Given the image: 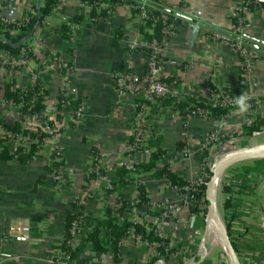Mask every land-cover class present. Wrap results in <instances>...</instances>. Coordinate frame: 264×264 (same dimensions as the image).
Segmentation results:
<instances>
[{
	"label": "crops",
	"instance_id": "0c3cea01",
	"mask_svg": "<svg viewBox=\"0 0 264 264\" xmlns=\"http://www.w3.org/2000/svg\"><path fill=\"white\" fill-rule=\"evenodd\" d=\"M4 1L12 3L7 6ZM37 2L0 0V15L8 19L25 17ZM159 2L176 13L172 16L174 31L162 50L163 76L176 79V89L189 94L205 96L209 83L225 87L235 101L241 96L254 99V113L264 117V7L258 5L248 13L247 44L256 83L252 88L249 82L242 84L240 58L225 41L233 33L232 12L239 0ZM90 10L82 0L60 1L32 33L31 56L25 63L9 60L0 64V115L7 124L20 122L22 116L17 106L3 100L4 84L20 89L39 84L46 92L41 115L56 117L60 94L78 100L83 112L79 119L62 115L56 137L47 138L27 162L15 156L11 140L5 142L11 156L0 158V264H51L56 258L64 259L60 245L65 219L67 213L76 211V200L84 208L78 234L83 235L102 217L104 204H113L118 194L136 201L137 182L144 185L149 204L132 218L156 226L171 246L178 247L177 252L161 255L153 264H231L223 246L215 247L218 241L209 238L207 216L191 213L180 201V189L168 186L164 178L143 173L130 184L106 192L118 166L129 167L149 158V153L129 152L128 147L135 103L147 93L140 46L142 22L125 5L96 18L90 16ZM74 16L81 19L71 21ZM64 24H74L72 38L62 37ZM124 70L141 76L136 92L120 93L116 89L114 78ZM245 120L246 112H239L238 107L229 109L222 118L183 119L178 110L158 100L150 102L146 112L150 137L160 138L170 169L187 180L206 179L207 169L210 171L231 148L264 133L244 136ZM28 124L25 116L24 125ZM212 132L216 139H210ZM54 145L63 147L59 165H53ZM93 149L102 159V172L86 180L93 170ZM252 159L226 167L230 170L223 184L230 191H222L221 205L216 195V203L218 212L221 207L219 215L225 228L227 225V234L238 248L240 263L264 264L263 184L254 177L240 178L239 171L247 169ZM164 162L159 161L157 166L162 167ZM58 171H62L59 181ZM165 199L177 206V212L169 217L154 214L160 212ZM154 251V246L128 236L121 242L118 259L113 250L92 252L86 248L73 264H146Z\"/></svg>",
	"mask_w": 264,
	"mask_h": 264
},
{
	"label": "trees",
	"instance_id": "16d2710c",
	"mask_svg": "<svg viewBox=\"0 0 264 264\" xmlns=\"http://www.w3.org/2000/svg\"><path fill=\"white\" fill-rule=\"evenodd\" d=\"M62 0H38L36 4L31 7V11L25 16L23 20L25 33L12 38L7 29L14 26L16 22L5 23L0 20V52L6 53L8 56H19L21 49L29 48V41L32 37V32L34 25L38 21L40 26L43 20L51 13L52 8L55 4ZM85 0H82V2ZM92 4L90 10V16L96 18L100 15L106 14V10L100 8V4L103 2H110L113 5H121L125 0H87ZM141 0H128L129 3L137 5ZM148 10L147 17L143 19L140 27V32L142 35V40L147 42L160 43L162 38L166 35L164 31V26L175 22L172 20V16L176 14L174 10L168 9L160 4L159 0H147ZM260 5L255 3L251 5V9ZM134 14L137 15L139 12L138 8L131 9ZM81 16H74L71 21H79ZM35 30V29H34ZM33 30V32H34ZM32 32V33H33ZM61 34L63 38H69L70 24H64L61 27ZM233 37V33L229 34V39ZM17 46H14L16 45ZM149 49H143L144 57L149 54ZM26 55L31 56L30 49L26 50ZM163 81H165L170 88H177V80L172 77L163 76ZM208 89L214 92V94L208 97L202 96L197 93H184L177 90L175 93H169L165 97H155L156 100L160 101L163 105H171L183 119L189 117L190 113L194 111L195 113L199 110L207 112L206 118H222L224 117L229 109L237 108L236 103H228L226 101V96H232L229 90L225 87L215 86L211 83L208 84ZM2 97L5 102L15 105L19 108L22 120L20 122H14L13 124H7L3 121L0 115V127L3 129L4 133L0 134V158L8 159L11 153L8 151V147L5 144L7 142V132L12 133H29L31 136H35L39 132V142H30L28 145V151H24L22 146L15 147V156L21 162L29 161L34 154L41 148L43 140L50 136V133L37 130L36 132H31L24 125L25 116L40 114L43 108V102L45 98V90L39 85H29L23 89L11 88L10 85L4 84L2 88ZM136 109H138L139 104L145 103L149 105V101L138 100ZM246 103L248 105L246 112V118L252 119L249 124H243L244 136H249L253 132L264 130V117L255 114V100L247 99ZM58 107H63L66 111L72 110L76 111L80 107L78 100L73 98L71 95L65 97L60 94L58 96ZM197 117L200 114H196ZM57 120L62 119V115H56ZM51 123V120H48ZM133 140L131 135L130 141ZM160 138L149 137L147 139V146L149 147V158L146 162H140L133 164L132 166L121 165L115 170L112 176L109 186L106 192L114 191L116 188H122L135 180V176L150 173L152 176L164 178L168 186H176L182 188L184 185L191 184L192 180H187L179 177L175 174L169 167L166 160V151L160 146ZM133 150L129 151L132 152ZM94 157L100 156L95 149H93ZM54 156V155H53ZM164 160L162 167H158L157 163ZM53 165H59L57 161L53 162ZM102 169H96V160L93 161V170L86 176V180L90 178H95L99 176ZM208 177L205 179L204 183L196 185V190L194 191L195 200L189 203V209L191 213H201L203 217L207 216V206L208 202L205 198V193L207 189V183L210 177V171L207 169ZM193 184V183H192ZM194 186V185H193ZM137 188V199L136 201H131L124 198L121 194H118L114 203L110 204L106 202L104 204V210L102 217L94 224V226L86 231L83 235H79L75 241L74 245L68 243L72 237L71 227L74 221H78V225L83 222V204L78 200L75 202L76 211L67 213L65 219V236L64 241L60 245V249L66 256V264H73L74 260L84 251V249L89 248L92 252H107L113 250L116 258L120 253L121 242L128 236L140 237L141 240L148 242L149 244H154V253L146 264H153L157 258L161 255L168 253H173L178 251V247H173L170 245V240L167 237H163L159 234L156 226L146 222L145 220L139 222L136 219H130L131 213H138V210L149 204V199L147 196L146 189L143 184L136 183ZM222 191H230L226 184H223ZM228 201H225L224 206L227 207ZM136 213V214H137ZM154 214L161 216L160 212H155ZM139 215V214H138ZM79 225V226H80ZM227 228V225H226ZM79 229V234H80ZM232 242V245L236 252L238 248L236 244ZM52 264V263H51Z\"/></svg>",
	"mask_w": 264,
	"mask_h": 264
},
{
	"label": "built area",
	"instance_id": "2783aa9c",
	"mask_svg": "<svg viewBox=\"0 0 264 264\" xmlns=\"http://www.w3.org/2000/svg\"><path fill=\"white\" fill-rule=\"evenodd\" d=\"M4 3L7 4V6H10V1H4ZM257 3L256 0H239V4L235 7L234 11L232 12L233 17V37L225 39L227 41L233 51L236 53V55L240 58V73L242 76V84L244 85L246 82L250 83V86L252 88L255 87L256 83L252 78L251 72H252V66H253V57L252 53L250 51V48L247 44V32L249 28V21H248V13L251 10V5ZM83 4L92 6L90 2L87 0L83 1ZM121 5H125L128 8H138L139 12L137 15L139 16L141 22H143V19L147 17V10L149 8L147 0H141L137 5L129 3L128 0H125V2ZM118 5H113L110 2H103L100 4V8H103L106 10V14H110L114 7ZM31 11V9L29 10ZM26 17L18 18V19H8L6 17H3V15H0V20H2L5 23H12L16 22L14 26L11 28H8L7 31L9 35L12 38H15L19 35H22L25 33L24 31V25L23 20H25ZM164 31L166 32V35L162 38L160 43L156 42H147L144 40H141L140 46L143 49H149L150 52L147 57H144V79L146 83V89L147 93L145 95V98L143 100L145 101H157L155 97H165L169 93H175L177 92L176 88H170V86L162 80L163 78V64L164 59L162 56V50L167 42L168 37L173 33L174 31V24L169 23L164 26ZM74 35V24H70V32H69V38H72ZM132 47V45H131ZM30 47L27 49L22 48L19 56H8L6 53L0 52V64H4L7 61L11 60L14 63L17 64H24L27 55L26 50H29ZM141 76L137 73L130 71V70H124L120 73H118L114 78V84L116 86V89L120 92H129L133 93L136 92L138 88V84L140 82ZM214 94L213 91L210 89H207V93L205 97L212 96ZM226 101L228 103H236L235 99L232 96H226ZM10 104V103H9ZM138 102L135 103L134 106V112H133V118H132V137L133 140L129 141V151L133 150L135 151H141L145 153H149V147L147 146V139L150 137L149 131L146 128V112L147 107L145 103L139 104L138 109H136V105ZM82 108L78 107L76 111H70L69 109L66 111L63 107H58V114L63 115L64 117H76L77 119L81 118L82 116ZM196 114H200L199 116H202L200 118H206L207 112L199 110L198 112L192 111L189 115L197 117ZM27 117L30 120V124L26 125V128H28L31 132H36L38 129L50 133L51 135L46 137L43 140L44 141L49 137H56L62 123L61 121L57 120L56 117H51L49 114L41 115V114H33V115H27ZM48 120H51L52 122L49 123ZM252 121L250 118H246L245 124H249ZM4 133L3 129L0 127V134ZM39 132L35 136H31L29 133H12L7 132V137L11 142L14 143L15 147L22 146L24 151H28V145L30 142H39ZM217 136L214 132L210 134V139H216ZM41 144V146L43 145ZM62 152L63 147L60 145H54L53 149V161L59 162L62 158ZM96 160V169L100 168V165L102 163V159L100 156L94 157ZM66 171V170H65ZM61 172L58 171L56 173V179L61 180ZM191 184L184 185L182 188H179L181 191V202L185 205H189V203L193 202L195 200L194 191L196 190V185L200 183H204L205 178H196L191 179ZM193 183V184H192ZM194 185V186H193ZM177 212V206L174 205L172 201L169 199H165L162 202L160 213L163 216L169 217L171 215H174ZM133 213L130 214V219H134ZM80 225V224H79ZM78 225V221H74L71 227V233L72 237L68 241L69 244L74 245L77 237L79 236L78 232L80 229V226ZM136 239L144 245L148 246H154V244H149L148 242L141 240L140 237H136ZM156 253V251H154ZM52 264H66V256L64 254V259H54L52 260Z\"/></svg>",
	"mask_w": 264,
	"mask_h": 264
},
{
	"label": "water",
	"instance_id": "95a60500",
	"mask_svg": "<svg viewBox=\"0 0 264 264\" xmlns=\"http://www.w3.org/2000/svg\"><path fill=\"white\" fill-rule=\"evenodd\" d=\"M256 2L259 3L262 7H264V0H256ZM37 25H38V21L34 25L33 30L37 27ZM32 32H30L28 36H30ZM14 46H17V44ZM262 156H264V147L249 149V150H236L234 152L225 153L222 158H220L217 162H214V164L210 167L211 175L207 183V189L205 193V198L208 202L207 217L211 218L218 232V235L222 241V246L225 252H227L226 254L229 257L231 264H241V263L239 261L238 255L232 245V242L227 234L226 228L218 212L217 203H216V190L220 180L219 176L228 165L234 162L243 159L257 158Z\"/></svg>",
	"mask_w": 264,
	"mask_h": 264
},
{
	"label": "rangeland",
	"instance_id": "374dc122",
	"mask_svg": "<svg viewBox=\"0 0 264 264\" xmlns=\"http://www.w3.org/2000/svg\"><path fill=\"white\" fill-rule=\"evenodd\" d=\"M261 147H264V133H262L260 135H257V137H255L254 139L249 140V142H246L245 144H243L241 146H237L236 148H231V150L229 152H234L236 150L256 149V148H261ZM218 160H216V162ZM246 168L247 169H240L239 170L241 172V177L240 178L244 177V178H248L249 179V178H253L254 177V179L257 180L256 182L263 184V189H264V156L252 159V161H250V164L248 166H246ZM228 170H230V167L225 168L223 170V172H222V174L220 176L221 180H219L218 187H217V190H216V195H217L218 202H219L220 205L222 203V198H223L222 185H223V183L226 182V177L229 174ZM207 177L208 176H206V178ZM207 211H208V209H207ZM219 214L222 216L221 207H220V210H219ZM207 222H208V220L205 222L206 230L208 228L207 227L208 226ZM223 224H224V222H223ZM208 230L206 232H208ZM206 240L209 241L210 239L207 237ZM215 247L222 248L221 245L218 242L216 243ZM225 256L228 257L227 254ZM228 260H229V257H228Z\"/></svg>",
	"mask_w": 264,
	"mask_h": 264
},
{
	"label": "bare ground",
	"instance_id": "6f19581e",
	"mask_svg": "<svg viewBox=\"0 0 264 264\" xmlns=\"http://www.w3.org/2000/svg\"><path fill=\"white\" fill-rule=\"evenodd\" d=\"M222 174V173H221ZM221 174H220V176H221ZM220 176H219V178H220ZM221 180V179H220ZM208 219V235H209V238H211L212 239V241L213 240H217L219 243H220V245L222 246V241H221V239H220V237H219V235H218V232H217V230H216V228H215V226H214V224H213V222H212V220H211V218L210 217H208L207 218Z\"/></svg>",
	"mask_w": 264,
	"mask_h": 264
},
{
	"label": "clouds",
	"instance_id": "9594fccd",
	"mask_svg": "<svg viewBox=\"0 0 264 264\" xmlns=\"http://www.w3.org/2000/svg\"><path fill=\"white\" fill-rule=\"evenodd\" d=\"M246 97H244V96H241L237 101H236V104H237V106H238V108H239V112H241V113H243V112H245L246 110H247V107H248V105H247V103H246Z\"/></svg>",
	"mask_w": 264,
	"mask_h": 264
}]
</instances>
